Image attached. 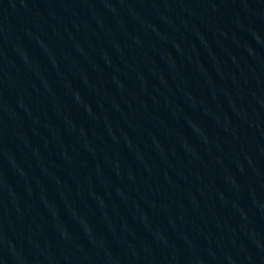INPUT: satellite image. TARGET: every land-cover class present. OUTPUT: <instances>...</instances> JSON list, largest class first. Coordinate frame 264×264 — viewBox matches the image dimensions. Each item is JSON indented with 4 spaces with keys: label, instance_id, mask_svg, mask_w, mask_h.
<instances>
[{
    "label": "water",
    "instance_id": "obj_1",
    "mask_svg": "<svg viewBox=\"0 0 264 264\" xmlns=\"http://www.w3.org/2000/svg\"><path fill=\"white\" fill-rule=\"evenodd\" d=\"M0 264H264V0H0Z\"/></svg>",
    "mask_w": 264,
    "mask_h": 264
}]
</instances>
